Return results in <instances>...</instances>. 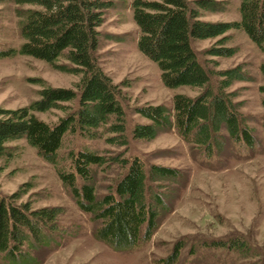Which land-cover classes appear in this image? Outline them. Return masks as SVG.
<instances>
[{
	"label": "trees",
	"instance_id": "16d2710c",
	"mask_svg": "<svg viewBox=\"0 0 264 264\" xmlns=\"http://www.w3.org/2000/svg\"><path fill=\"white\" fill-rule=\"evenodd\" d=\"M3 2L15 5L21 43L15 48L0 49V58L15 54L34 57L57 71L80 78L77 91L43 87L38 99L28 106L0 107V157L8 154L7 143L23 138L43 160L57 168L58 178L69 189L78 208L91 213L98 221L95 230L99 240L117 250L133 248L140 241L148 240L157 227L161 210L165 209V193L159 188L167 181L178 180V171L155 164L146 168L135 156L123 157L120 178L98 195L95 169L105 165L107 159L87 146L75 152L71 149L63 158L59 155L67 134L78 133L88 141L97 138L100 129H104L108 144L117 147L127 144L120 92L96 64L94 54L102 37L98 28L104 22L105 10L114 2L0 0ZM224 4L218 0L132 1L131 17L138 30V52L158 67L165 87L198 90L193 97L175 93L171 109L162 104L135 108V113L145 121L132 125L129 131L132 139L150 140L160 131L175 128L184 140L206 156L216 148L221 149L226 141L248 150L260 144L262 138L264 150V114L261 117L262 136L258 138L226 91L233 81H244L247 76L239 67L217 73L209 71L191 48L195 40L213 38L217 46L207 50L209 55H232V48L222 46L229 38L227 31L230 29L245 32L252 42L262 46L264 0H238V20L202 19L204 12L222 11ZM259 67L264 75V63ZM214 73L218 79L212 82ZM260 90L264 94V88ZM70 102H75L74 108L64 106ZM261 102L264 107V98ZM52 108L64 112L52 124L34 114ZM64 160L69 161V167L62 165ZM24 191L19 187L6 197L0 195V260L4 264H35L29 250L47 244L50 235L57 231L59 210L56 207L32 209L28 201H20ZM211 245L240 252L246 248L236 240ZM179 248L180 245L161 264L174 263Z\"/></svg>",
	"mask_w": 264,
	"mask_h": 264
},
{
	"label": "rangeland",
	"instance_id": "374dc122",
	"mask_svg": "<svg viewBox=\"0 0 264 264\" xmlns=\"http://www.w3.org/2000/svg\"><path fill=\"white\" fill-rule=\"evenodd\" d=\"M112 1L113 6L105 10L104 22L98 28L102 37L94 54L96 64L120 92L127 144L124 147L108 144L104 129H100L97 138L88 141L78 133L67 134L59 155L63 158L71 149L75 152L87 146L107 159L105 165L95 169L98 195L120 178L123 157L135 156L146 168L150 164L167 166L180 176L159 188L165 193V209L161 210L149 239L133 248L117 250L97 238L98 221L91 213L78 208L75 198L58 178L54 165L43 160L23 138L7 143L8 154L0 157V195L6 197L21 187V191H27L20 201H28L32 209L56 207L59 210L58 232L50 235L47 244L29 250L35 264H161L179 245V256L172 264H264L262 138L260 144L248 150L226 141L209 156L184 140L175 128L160 131L150 140L132 139L129 135L132 125L145 121L135 113V108L162 104L171 109L175 93L193 97L198 90L170 89L163 85L158 67L137 50L138 30L131 17L133 0ZM218 1H224L223 10L204 12L203 20L239 19L238 0ZM14 8L13 3H0V49L15 48L21 43ZM227 32L229 38L222 46L232 48V55H209L207 50L217 46L213 38L195 40L191 48L209 71L241 68L246 80L233 81L226 91L246 124L260 138L264 114L261 102L264 94L260 89L264 88V75L259 66L264 63V42L260 47L245 32L234 29ZM216 73L211 76L212 82L218 79ZM79 78L57 71L34 57L15 54L0 58V107L28 106L38 99L43 87L77 91ZM64 106L74 108L75 102ZM34 114L52 124L64 112L52 108ZM63 164L66 168L70 165L67 160ZM232 240L244 244L245 251L211 245ZM0 264H4L2 260Z\"/></svg>",
	"mask_w": 264,
	"mask_h": 264
}]
</instances>
